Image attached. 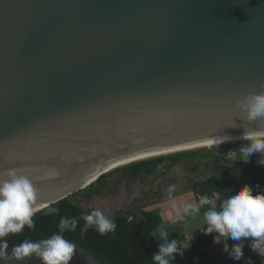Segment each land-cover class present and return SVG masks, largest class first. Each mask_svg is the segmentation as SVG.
I'll return each instance as SVG.
<instances>
[{
	"label": "water",
	"instance_id": "water-1",
	"mask_svg": "<svg viewBox=\"0 0 264 264\" xmlns=\"http://www.w3.org/2000/svg\"><path fill=\"white\" fill-rule=\"evenodd\" d=\"M254 90L264 0H0V176L32 181L34 213L118 167L264 132L237 105ZM73 244L70 264H103Z\"/></svg>",
	"mask_w": 264,
	"mask_h": 264
},
{
	"label": "trees",
	"instance_id": "trees-1",
	"mask_svg": "<svg viewBox=\"0 0 264 264\" xmlns=\"http://www.w3.org/2000/svg\"><path fill=\"white\" fill-rule=\"evenodd\" d=\"M247 143L246 140H240L210 148L157 156L118 167L101 175L84 189L34 213V230L25 226L22 232L4 237L9 244L8 254L11 255L12 247L24 240L39 241L50 238L59 231L61 218L67 217L77 219L79 224L75 231L65 229L63 236L72 243L86 248L103 264H153L152 256L158 251L161 241L152 237V234L157 232L160 227H164L171 239H177L178 243L185 247L180 233L171 229L159 210H145V207L148 206L146 204L135 206L122 213L116 211L115 215L119 214L113 219L117 225L114 232L100 235L93 228L81 235V229L85 222L82 217H77L85 213L89 214L95 209L93 206H88L87 203L95 196L117 193L124 181L128 188L141 178H144L146 182L154 181L160 175L165 176L173 166L183 162L187 163L194 173L199 170L215 173L204 180H193L192 189L196 194L202 193L215 197L218 204L245 184L251 185L254 192L264 191V165L257 162L258 159H264V154L256 153L248 163L236 160L235 156H232V151H236ZM51 207L57 208L58 213L50 214L48 209ZM206 227L207 225L203 232ZM203 232L195 233L197 243L186 250L183 257L177 256L173 264H238L250 253L252 239L241 241L245 245L244 256L238 261L232 259L225 251L221 254L211 255L204 247L214 242L215 234L205 235ZM234 243L237 242L228 240L229 246ZM222 244L224 245L223 241ZM257 260L260 264L261 259L257 257Z\"/></svg>",
	"mask_w": 264,
	"mask_h": 264
},
{
	"label": "clouds",
	"instance_id": "clouds-1",
	"mask_svg": "<svg viewBox=\"0 0 264 264\" xmlns=\"http://www.w3.org/2000/svg\"><path fill=\"white\" fill-rule=\"evenodd\" d=\"M237 105L246 113L249 122L264 121V90H254ZM229 139L230 137L223 136L219 142L222 144ZM242 139L248 141L239 150L245 158L242 159L245 163L256 153H264V132H254L250 135L244 133ZM257 162L264 165V159H258ZM6 176L7 178L0 176V264H6L10 259L23 261L31 257L39 259L41 264H70L76 246L62 233L65 229L75 231L79 221L67 217L61 218L59 231L50 238L39 241L24 240L12 247L9 256V244L4 237L22 232L25 226L35 229L33 216L37 189L26 175L16 170H9ZM202 209L207 225L203 234H215L214 243L223 241L224 251L232 259L238 261L244 256L245 245L241 243L242 240H264V191L254 192L251 185L245 184L219 204L214 199L201 196L195 204L187 203L182 208H176V219L183 220L187 215L199 214ZM48 211L50 214H57L59 210L51 207ZM82 219L85 223L81 235L93 228L100 235H106L117 228L115 221L99 208L84 215ZM152 237L161 241L158 251L152 256L153 264H173L177 256L183 257L185 251L191 247H183L177 239H171L164 227H160ZM229 239L237 243L229 246ZM251 247L264 257V248L254 245Z\"/></svg>",
	"mask_w": 264,
	"mask_h": 264
},
{
	"label": "crops",
	"instance_id": "crops-1",
	"mask_svg": "<svg viewBox=\"0 0 264 264\" xmlns=\"http://www.w3.org/2000/svg\"><path fill=\"white\" fill-rule=\"evenodd\" d=\"M239 150H236L235 158L236 160L243 161L242 159L245 158L240 157ZM213 174L215 173L212 171L204 172L202 170L194 173L190 170L187 163H179L173 166L162 178L160 176L157 177V182H155L156 184L149 185L148 188H143L141 186V182H135V191L130 199H135L137 196H140L141 193L149 194L153 191V195L149 201H146L148 206L145 207V210H159L164 221L171 227V229L177 233H180L182 236V243L187 244V246H193L197 243L195 233L203 232L204 227L206 226L203 216V209L199 214L187 215L183 220H177L176 208H182L187 203H197L199 200L198 195L200 193L196 194L194 189H192V181L204 180ZM139 180L145 181L144 178ZM121 185L125 187L126 182L124 181ZM160 186H163L162 193L159 192V189L157 190V188ZM188 189L189 191H187ZM154 193H159L158 195L161 196L158 197V195H154ZM204 248L211 255L221 254L224 252V245L222 244V241L219 244L212 242L210 245L205 246Z\"/></svg>",
	"mask_w": 264,
	"mask_h": 264
},
{
	"label": "rangeland",
	"instance_id": "rangeland-1",
	"mask_svg": "<svg viewBox=\"0 0 264 264\" xmlns=\"http://www.w3.org/2000/svg\"><path fill=\"white\" fill-rule=\"evenodd\" d=\"M225 144H229V143H225ZM240 148H238V150ZM239 155H240V157H243L241 153H239ZM160 177L162 178L163 175H160ZM136 182H141V186L143 188H148L149 185L156 184L155 182H157V178L154 179V181H151V182H145V181H142V180H139V181H136ZM135 185H136L135 182L132 183L129 188H128V186L123 187L121 185V188H120V190L117 193L109 194L107 196H95V197H93V199L90 202L87 203V205L88 206H93L95 209H97V208L101 209L104 212V214L107 215L108 217L113 216L114 213L119 208L127 209V203L128 202L127 201L125 202V200L127 198L130 199L133 196L134 191H135L134 190V186ZM187 191H189V189ZM184 245H185V247H188L187 244H184Z\"/></svg>",
	"mask_w": 264,
	"mask_h": 264
},
{
	"label": "built area",
	"instance_id": "built-area-1",
	"mask_svg": "<svg viewBox=\"0 0 264 264\" xmlns=\"http://www.w3.org/2000/svg\"><path fill=\"white\" fill-rule=\"evenodd\" d=\"M236 154V151H232V155H235ZM201 196H207L209 199H214L216 200L215 197L213 196H210L208 194H202L200 193L198 195V198H200ZM251 245H254V246H259L261 248H264V240H252L251 241ZM250 245V253L248 256H246L240 263L238 264H249V262H251V264H258L257 262V257H259L261 259V262L260 264H264V257L260 256L255 250H253V248L251 247Z\"/></svg>",
	"mask_w": 264,
	"mask_h": 264
},
{
	"label": "flooded vegetation",
	"instance_id": "flooded-vegetation-1",
	"mask_svg": "<svg viewBox=\"0 0 264 264\" xmlns=\"http://www.w3.org/2000/svg\"><path fill=\"white\" fill-rule=\"evenodd\" d=\"M159 189V192L162 193V189H163V186H160L159 188H157V190ZM155 190V189H154ZM153 192V191H152ZM149 193V194H146V193H141L140 196H137L135 199L132 198V199H129L127 198L125 200V202L127 201V209H121L119 208L117 211H125V210H128V209H132L134 208L135 206H139V205H143L145 201H149V199L151 198V196L153 195V193ZM159 194V193H158ZM156 193H154V195H158ZM161 195H158V197H160ZM115 215V213H114Z\"/></svg>",
	"mask_w": 264,
	"mask_h": 264
},
{
	"label": "bare ground",
	"instance_id": "bare-ground-1",
	"mask_svg": "<svg viewBox=\"0 0 264 264\" xmlns=\"http://www.w3.org/2000/svg\"><path fill=\"white\" fill-rule=\"evenodd\" d=\"M236 140H238V139H229V140L223 142L222 144L230 143V142H232V141H236ZM218 144H220V142H216V143L208 144V145L201 146V147H197V148L212 147V146H215V145H218ZM197 148H194V149H197Z\"/></svg>",
	"mask_w": 264,
	"mask_h": 264
}]
</instances>
